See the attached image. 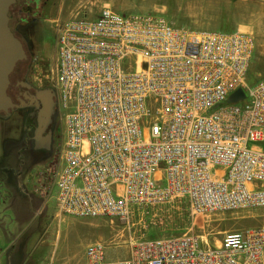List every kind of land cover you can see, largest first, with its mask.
<instances>
[{
  "label": "built area",
  "instance_id": "2783aa9c",
  "mask_svg": "<svg viewBox=\"0 0 264 264\" xmlns=\"http://www.w3.org/2000/svg\"><path fill=\"white\" fill-rule=\"evenodd\" d=\"M50 79L61 125L53 187L63 216L126 224L136 208H264V79L253 34L180 26L162 12L76 14L56 25ZM242 89L245 97L230 102ZM87 264H264V228L131 239Z\"/></svg>",
  "mask_w": 264,
  "mask_h": 264
},
{
  "label": "rangeland",
  "instance_id": "374dc122",
  "mask_svg": "<svg viewBox=\"0 0 264 264\" xmlns=\"http://www.w3.org/2000/svg\"><path fill=\"white\" fill-rule=\"evenodd\" d=\"M245 1L247 3L244 7L240 5L238 10L240 14H246V22L256 29L253 33L257 42L256 60L259 56H264V11H262L264 4L261 3L262 0ZM198 2L199 0H41L39 4H36L35 1L28 3L27 0H18L11 10L10 24L15 31L17 23L28 18L24 28V37L30 44L32 58L35 60V57H38L35 60L38 65L33 69L30 78L37 87H42L50 79L51 67H49L48 60L55 61L56 25L59 20L76 14L93 17L94 10L104 3H110L114 10L121 13L162 12L175 24L189 26L188 14L197 13L202 7ZM35 9H37L36 14ZM253 14H256V17H251ZM222 31L234 30L226 28ZM257 71V69H251L249 74L251 80L257 78L259 72ZM258 78L264 79V67ZM26 113V110L18 109L9 118L0 120L2 122L8 120L7 123L9 122L12 130H18L20 134H24ZM60 135L61 125L57 118L51 148L53 155L49 157L43 156L40 150H36L32 141L29 143L24 141L22 170L18 172V183L23 185L30 194L38 196L40 193L36 192H42V196L47 200L44 206L46 212H49L56 203V188L53 187V183L55 169L58 165L57 152ZM41 217L43 218L40 216L38 219ZM65 218L60 223L62 226L56 223L58 227H61V237L58 243L44 248L42 253V249L37 254L32 252L28 256L31 264H87L86 248L94 242L103 243L109 257L123 258L129 255L132 238L141 240L193 232L213 246L219 245L227 232L241 231L251 227L264 228V208H243L195 214L187 200L183 198L136 208L126 224L117 220L111 222L107 218L72 216H65ZM84 221L89 224H83Z\"/></svg>",
  "mask_w": 264,
  "mask_h": 264
},
{
  "label": "crops",
  "instance_id": "0c3cea01",
  "mask_svg": "<svg viewBox=\"0 0 264 264\" xmlns=\"http://www.w3.org/2000/svg\"><path fill=\"white\" fill-rule=\"evenodd\" d=\"M199 2L202 6L199 11L188 14V27L215 30L229 28L250 34L256 31L255 27L246 22V14H240L238 10L240 5L244 7L247 1L199 0ZM261 3L264 4V0ZM105 7L114 8L112 4L104 3L94 10L93 17L98 16ZM260 15L262 16V13ZM253 16L256 17V14L251 15ZM262 67L264 56H259L252 69H257L259 71L257 75L261 76ZM7 121L0 120V264H31L28 256L32 252L37 254L42 249V253L44 248L58 243L61 227L56 223L61 225L66 218L61 215L57 200L53 208L46 212L44 206L47 200L42 196V192L37 191L36 193L40 194L34 196L18 183V172L22 170L21 161L23 162V134L18 130H12ZM40 216L43 218L38 219ZM83 224L89 222L84 221Z\"/></svg>",
  "mask_w": 264,
  "mask_h": 264
},
{
  "label": "water",
  "instance_id": "95a60500",
  "mask_svg": "<svg viewBox=\"0 0 264 264\" xmlns=\"http://www.w3.org/2000/svg\"><path fill=\"white\" fill-rule=\"evenodd\" d=\"M18 0H0V117L9 118L16 110L34 107L24 101L16 103L9 94L11 78L18 64L27 59V49L24 41L12 29L10 12ZM54 93L51 88L38 89L34 99L41 102L42 108L38 114V125L34 132L35 149H50L51 137L44 136L52 122L55 112ZM245 97L242 89L230 96V102H238ZM38 106V103L36 104ZM44 143V144H42Z\"/></svg>",
  "mask_w": 264,
  "mask_h": 264
},
{
  "label": "flooded vegetation",
  "instance_id": "af4514ba",
  "mask_svg": "<svg viewBox=\"0 0 264 264\" xmlns=\"http://www.w3.org/2000/svg\"><path fill=\"white\" fill-rule=\"evenodd\" d=\"M36 2V4H39L41 0H27L29 3ZM34 13H37V9L34 10ZM27 19L25 18L21 21H19L15 27L16 32L20 36V38L25 41V46L27 49V54L28 57L24 61L20 62L15 70V72L12 75L11 78V84L9 88V94L13 98V101L16 103H21L24 101L26 104H32L34 107H26L22 108V110H26V115H25V132L23 134L24 141H27L28 143L32 141L34 148H35V140H34V132L37 128L38 125V114L40 112V109L42 108L41 102H38L35 100L33 97L36 94V91L38 89H46V88H51L54 93V102H55V112L52 116V122L47 128V130L44 132V136L47 137L50 135L51 137V142H50V149H36L40 150L42 152L43 156L49 157L52 156V144L54 140V131H55V126H56V120H57V115H56V91L50 81L42 87H37L31 80L30 75L33 71V69L38 65V62H35V60L38 59V57H35V60L32 58L31 53H30V48H29V42L26 37H24V28L27 23ZM27 44V45H26ZM44 60V59H42ZM49 67L52 65L51 59L48 60ZM38 103V106L36 104ZM44 144V143H42ZM55 153V152H54ZM58 154V152H57ZM56 154V155H57Z\"/></svg>",
  "mask_w": 264,
  "mask_h": 264
},
{
  "label": "trees",
  "instance_id": "16d2710c",
  "mask_svg": "<svg viewBox=\"0 0 264 264\" xmlns=\"http://www.w3.org/2000/svg\"><path fill=\"white\" fill-rule=\"evenodd\" d=\"M11 13V12H10ZM15 33H16V35L18 36V37H20L19 35H18V33L16 32V30H15Z\"/></svg>",
  "mask_w": 264,
  "mask_h": 264
}]
</instances>
